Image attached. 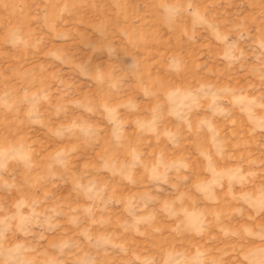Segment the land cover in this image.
<instances>
[{"label": "rangeland", "instance_id": "1", "mask_svg": "<svg viewBox=\"0 0 264 264\" xmlns=\"http://www.w3.org/2000/svg\"><path fill=\"white\" fill-rule=\"evenodd\" d=\"M0 264H264V0H0Z\"/></svg>", "mask_w": 264, "mask_h": 264}]
</instances>
